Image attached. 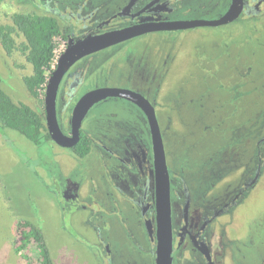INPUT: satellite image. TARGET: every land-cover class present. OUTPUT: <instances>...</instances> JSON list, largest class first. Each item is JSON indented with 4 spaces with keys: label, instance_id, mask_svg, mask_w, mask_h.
Wrapping results in <instances>:
<instances>
[{
    "label": "rangeland",
    "instance_id": "374dc122",
    "mask_svg": "<svg viewBox=\"0 0 264 264\" xmlns=\"http://www.w3.org/2000/svg\"><path fill=\"white\" fill-rule=\"evenodd\" d=\"M76 1L85 0H3L0 23H9L13 12L35 11L43 2L66 9ZM88 1L102 2L101 11L108 16L127 0ZM173 1L167 15L175 20L169 21L215 19L229 2ZM258 17L239 16L217 27L147 32L105 48L89 58L85 81L73 92L78 98L96 87L133 90L127 80L135 91L141 89L154 107L167 164L189 186L197 185L194 216L200 211L198 202L232 194L240 186L233 189L241 182L242 161L248 159L241 150L249 144L253 151L264 138V16ZM22 40L16 37L17 43ZM143 68L144 77L134 78L132 70ZM30 71L24 56L18 51L7 56L0 46L2 88L13 101L43 113L44 95L34 99L22 82ZM70 100L62 108L57 102L58 120L61 114L65 125L76 103ZM144 118L137 106L121 98L90 108L80 129L95 139L94 148L100 143L109 148L105 159L93 147L80 158L52 141L34 145L15 130L0 131V264L27 263L13 249L17 223L23 220L42 232L52 264H153V244L131 201L138 173L119 161L136 145L148 147ZM261 151L257 183L208 229L220 230L221 248L231 243L238 249L232 255L230 247L223 248L221 264H264V144ZM115 183L123 194L113 189ZM211 241L217 245V238ZM37 260L32 264H40Z\"/></svg>",
    "mask_w": 264,
    "mask_h": 264
},
{
    "label": "flooded vegetation",
    "instance_id": "af4514ba",
    "mask_svg": "<svg viewBox=\"0 0 264 264\" xmlns=\"http://www.w3.org/2000/svg\"><path fill=\"white\" fill-rule=\"evenodd\" d=\"M129 1L130 0H127L126 3L123 4V6L118 7L115 11H112L108 16H107V10L101 11L102 8L105 7V5L102 4V2H89L88 0H85L84 3L80 1L73 2L71 7L70 8L68 7L66 9H63L57 5L54 6L53 4L43 2L41 6L35 9V11L36 10L43 11L44 14L53 15L58 20L63 34V37H61L60 39L63 47L59 56L65 51V49L68 47L70 43L71 45L75 44L76 42L81 41L88 36L106 33L111 30L122 29L143 22L175 20V18H168L167 15L170 14L174 9L173 4L175 2L173 0H135V2L132 4L131 7H129V9L124 13V15H118L119 11H121L128 4ZM230 1L231 0H229V2L227 3L226 6L227 8ZM88 2H89L88 6L85 5ZM54 7H58L61 12L57 11V9ZM261 10H264V0H245V5L243 7L242 13L239 16L242 17L247 15L250 17L253 16L255 17V15L264 16V12L258 13ZM101 13H106V14L101 15ZM224 13H222V15ZM115 19H116V23H114ZM209 27H217V26H209ZM96 52L93 53L95 54ZM93 53L85 55L80 59L76 60L69 67L66 73L62 76L56 96L57 120H58L57 102H58V106L62 108V106L66 104L68 100L71 99L70 101L75 100L77 102L79 97H81L85 92L88 91L87 90L85 92H82V94L78 98L74 97L73 92L77 91L85 81L86 71L90 63L89 58L94 55ZM80 60H82L81 63H78ZM132 74L134 75V78L140 76L144 77L145 68H143L142 70L134 69L132 70ZM127 82L131 86V88H133V90L137 89L136 87H134L133 84H131L132 83L131 80H127ZM136 85L138 84L136 83ZM96 88H92V89H96ZM139 92H141V89L139 90ZM59 115L61 117V122L60 120H58L60 128L65 134L69 135V115L66 125L63 124L62 121L63 117L61 116V114ZM142 122L146 128L147 127L145 124L147 123L146 119L144 118V121L142 119ZM90 138L92 140L91 148L93 147V149H96L99 152L98 153L99 157L105 159L108 153H111L109 148L106 147V145H103L102 143H100V145H97L98 148H94V144L96 141L93 137ZM263 142H264V138H261V140L254 147L253 151H252L253 148L247 149L248 147H250L249 144L248 145L245 144V148L241 150L245 152V154L247 153L248 159L246 162L242 161L243 165L239 169L240 178H238V181L241 180V182L240 184H236L233 189L235 190L236 186L238 185L240 186H238V188L235 191L232 189L231 192L234 191L232 194L231 193H223L222 195L213 194L212 196H222V197H213L204 201V203H200L203 201L198 202L200 211H198V213L196 212L195 216L193 212L194 211L193 196H197V192H196L197 185L189 186V184L184 180V178H181L183 176L178 172H174V170H172L170 166L167 164L169 180H170L172 264H183L181 259L188 260L191 264H221L224 254L223 248L227 249L228 247H230L232 255L235 254V250H238L231 243L228 244L225 243V246L221 248L220 246L221 244H224V242L223 240L221 241L220 230L211 231V233H208V229L212 226V221L215 218L220 216L222 213L226 212L229 208L233 207V205L238 203V201H240L241 198L246 197L248 190L257 183L259 176L262 172L260 160L263 155L261 151V145L264 144ZM148 147L143 145L142 143L136 145L135 147H133L132 151H129L127 156L123 158H119V161H120V165H124V166L128 165L130 168L134 169L135 172L138 173V175H136L137 178L135 179L136 187L132 190L131 201L138 210L141 223H144L145 220L147 219L151 220L152 234L151 236L148 235L149 239L151 240V238L154 237L155 235L154 220H153V216H155V210H154L155 181H154L153 158H152V150H151L150 142L148 143ZM228 152L233 153V155L237 154L236 150L234 149ZM230 158H232V160L235 159L231 156H228L227 159ZM103 160H101L100 162H102ZM236 162H240L239 155H237ZM217 163L218 162H214L215 165ZM217 167L220 168L223 167V165L219 164ZM177 175L179 177H177ZM177 185L178 187L179 186L180 187L176 190ZM133 186L134 183L132 187ZM210 187H204V190L208 191ZM113 189L116 192H121L123 194L118 183L114 184ZM201 193L203 194V191ZM227 196H229L230 200H228ZM199 217H201V219H199ZM216 238H217V243H216L217 245L214 246L211 240L214 239L216 240ZM151 242L153 244V249H154L155 242L154 240H151ZM200 245H204L203 247L208 252L210 261L207 260L203 252L198 249ZM108 248L109 247L107 246V256L108 253L110 252ZM233 260H236L234 256H233ZM153 264H154V256H153Z\"/></svg>",
    "mask_w": 264,
    "mask_h": 264
},
{
    "label": "water",
    "instance_id": "95a60500",
    "mask_svg": "<svg viewBox=\"0 0 264 264\" xmlns=\"http://www.w3.org/2000/svg\"><path fill=\"white\" fill-rule=\"evenodd\" d=\"M135 0L119 11L124 13L132 6ZM245 0H231L223 15L215 19H194L183 21H151L131 25L122 29L111 30L106 33L92 35L75 44L71 43L58 57L44 90V120L47 132L51 140L64 148H72L79 139V130L83 118L90 108L97 102L107 98L125 99L137 106L146 119L153 158L155 202H154V237L155 242L154 264H172V228H171V204H170V180L167 169L166 156L162 135L158 126L155 110L150 100L143 94L124 88L101 87L85 92L70 111L69 135L65 134L59 126L56 115V96L62 76L69 67L81 57L124 42L130 38L153 31H177L202 26H219L235 21L242 13ZM147 234H152L150 219L144 222ZM200 245L198 249L203 252L210 261L208 252Z\"/></svg>",
    "mask_w": 264,
    "mask_h": 264
},
{
    "label": "trees",
    "instance_id": "16d2710c",
    "mask_svg": "<svg viewBox=\"0 0 264 264\" xmlns=\"http://www.w3.org/2000/svg\"><path fill=\"white\" fill-rule=\"evenodd\" d=\"M2 1L0 0V5ZM257 18L259 17L256 16L252 20ZM16 37L23 40L17 43ZM61 37H63L61 26L55 16L37 13L34 10L13 12L9 16V23H0V46L5 54L12 56L14 51H18L31 66L30 73L22 77V82L28 94L34 99L44 95L47 77L52 72L53 52L58 47ZM6 128L20 133L34 145H38L42 140L52 141L42 111L25 103L13 101L2 88L0 77V131ZM79 135V141L71 150L82 158L90 152L92 140L82 130L79 131ZM13 249L27 260L26 264H32L36 259L40 264L53 263L42 232L28 220L17 223Z\"/></svg>",
    "mask_w": 264,
    "mask_h": 264
},
{
    "label": "built area",
    "instance_id": "2783aa9c",
    "mask_svg": "<svg viewBox=\"0 0 264 264\" xmlns=\"http://www.w3.org/2000/svg\"><path fill=\"white\" fill-rule=\"evenodd\" d=\"M62 47H63V45H58V47H56L55 49H54V56H53V60H52V65H51V68L53 69L54 67H55V65H56V62H57V60H58V57H59V54L61 53V51H62Z\"/></svg>",
    "mask_w": 264,
    "mask_h": 264
},
{
    "label": "clouds",
    "instance_id": "9594fccd",
    "mask_svg": "<svg viewBox=\"0 0 264 264\" xmlns=\"http://www.w3.org/2000/svg\"><path fill=\"white\" fill-rule=\"evenodd\" d=\"M48 78V77H47Z\"/></svg>",
    "mask_w": 264,
    "mask_h": 264
}]
</instances>
